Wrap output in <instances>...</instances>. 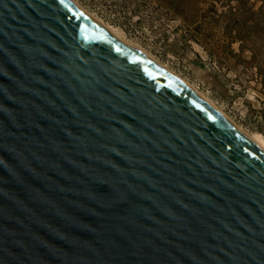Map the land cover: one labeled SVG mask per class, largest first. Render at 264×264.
Returning a JSON list of instances; mask_svg holds the SVG:
<instances>
[{"label": "water", "instance_id": "water-1", "mask_svg": "<svg viewBox=\"0 0 264 264\" xmlns=\"http://www.w3.org/2000/svg\"><path fill=\"white\" fill-rule=\"evenodd\" d=\"M0 264H264V150L71 0H0Z\"/></svg>", "mask_w": 264, "mask_h": 264}, {"label": "rangeland", "instance_id": "rangeland-1", "mask_svg": "<svg viewBox=\"0 0 264 264\" xmlns=\"http://www.w3.org/2000/svg\"><path fill=\"white\" fill-rule=\"evenodd\" d=\"M76 1L180 74L245 131L264 137V88L257 69L247 62L250 52H242L239 42L232 52L221 29L202 26L198 31L191 25L201 23L206 0L198 2L201 12L193 8L184 17L168 0ZM253 1L257 7L264 5V0ZM183 4L177 1L178 8Z\"/></svg>", "mask_w": 264, "mask_h": 264}, {"label": "trees", "instance_id": "trees-1", "mask_svg": "<svg viewBox=\"0 0 264 264\" xmlns=\"http://www.w3.org/2000/svg\"><path fill=\"white\" fill-rule=\"evenodd\" d=\"M177 1L179 0H168L166 3L182 17L193 8L201 12L197 5L202 0H183V8H178ZM206 1L209 6L206 13L201 15V23L194 22L191 25H196L198 31L202 26L213 30L221 29L232 52V45L239 42L242 52H250L251 59L247 62L257 69V79L264 88V5L257 7L253 0ZM195 39L200 42L198 38Z\"/></svg>", "mask_w": 264, "mask_h": 264}, {"label": "bare ground", "instance_id": "bare-ground-1", "mask_svg": "<svg viewBox=\"0 0 264 264\" xmlns=\"http://www.w3.org/2000/svg\"><path fill=\"white\" fill-rule=\"evenodd\" d=\"M79 9H81L84 13L89 15L91 18L96 20L98 23L103 25L109 33H111L115 38L118 40L124 42L130 47L138 49L140 52L144 53L146 56L154 60L157 64L167 69L169 72L180 78L185 84L189 85L203 100H206L213 106L216 110H218L222 115H224L228 120H230L240 131H242L245 135H247L255 144H257L262 150H264V137L263 136H252L250 133L245 131L241 126H239L231 117H229L225 112H223L212 100H210L207 96H205L202 92H200L194 85H192L190 82H188L185 78H183L180 74L175 72L173 69H171L168 65L164 64L160 60H158L156 57H154L152 54H150L147 50H145L143 47L138 46L134 43H132L130 40H128L124 34L114 28L113 26H110L106 24L104 21H102L100 18L86 10L82 5H80L76 0H71Z\"/></svg>", "mask_w": 264, "mask_h": 264}]
</instances>
